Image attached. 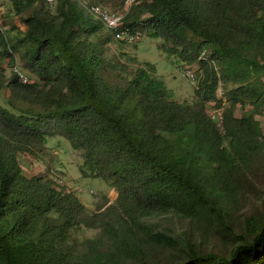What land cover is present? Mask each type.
I'll use <instances>...</instances> for the list:
<instances>
[{"label":"trees","instance_id":"16d2710c","mask_svg":"<svg viewBox=\"0 0 264 264\" xmlns=\"http://www.w3.org/2000/svg\"><path fill=\"white\" fill-rule=\"evenodd\" d=\"M37 1L12 5L22 15ZM23 24L11 49L35 80L13 72L4 82L0 71V90L28 105L18 114L0 106V264H132L154 247L175 251L176 264H264V212L240 228L227 222V203L264 168V135L252 115L205 109L220 102V83L238 85L233 104H264V0H137L125 16L126 27L198 68L193 103L172 100L152 66L123 77L104 56L110 36L90 40L102 26L77 0L30 10ZM0 48L15 67L1 34ZM108 69L117 82L104 77ZM47 137L81 152L83 178L111 182L116 198L103 211L89 216L47 177L23 174L18 156L42 150ZM167 214L214 228L227 250L181 245L144 222ZM82 226L101 232L80 255L71 232Z\"/></svg>","mask_w":264,"mask_h":264},{"label":"rangeland","instance_id":"374dc122","mask_svg":"<svg viewBox=\"0 0 264 264\" xmlns=\"http://www.w3.org/2000/svg\"><path fill=\"white\" fill-rule=\"evenodd\" d=\"M83 9L90 5H99L111 12L123 13V0H77ZM137 4V3H136ZM43 8L53 11L44 6L41 1L35 2L25 14L17 15L10 0H0V34L7 40V50L12 53L15 67L22 74L29 77V72L24 70L18 53L12 51L11 44L14 39H21L25 29L23 21L30 10ZM132 10V7L130 8ZM129 10V12H130ZM108 37V33L101 28L100 31L90 38L91 41H102ZM2 48H0V51ZM105 59L110 64L119 63L124 67L121 75L126 79L139 68H146L147 65L154 68V76L160 79L167 88L170 98L178 103H193L195 101V90L199 86L201 74L198 68L183 63L176 56L170 55L161 39H154L143 34L139 42L134 45H124L119 42L109 41L104 45ZM209 52L204 53L208 57ZM185 69H189L194 75L190 80L184 75ZM0 71L4 82L13 77L14 66L10 65L8 56L0 55ZM104 77L111 82H117L114 72L108 69ZM238 85L222 83L219 84L217 96L219 103H210L205 106L209 115H214L222 109H232L235 117L252 115L264 135V104L253 107L240 104H233L232 97H235V90ZM0 106L14 112L28 109L27 104L13 99L9 90H0ZM36 112L40 110L34 108ZM33 111V112H35ZM42 150L35 151L33 155L21 154L18 162L23 174L27 178L47 177L53 182L57 189H63L75 196L85 206L89 216L103 211L116 198V192L112 188L110 181L101 179L83 178L80 169L83 165L81 152L73 150L71 144L62 137H47ZM259 169L264 167V154L258 162ZM258 169V170H259ZM256 170V171H258ZM255 172V171H254ZM252 174V173H251ZM254 177L248 180L245 192H237V196L232 203L228 202L230 213L227 222L232 227H243L245 217L264 212V168L255 172ZM145 224L154 231L167 233L181 245L191 243L200 251L223 253L227 250L228 241L222 239L217 231L208 227L200 221H191L175 214L155 216L146 219ZM100 229L87 228L82 226L78 231L71 232L72 246L77 254L84 253L83 243L87 240L96 239L100 236ZM150 249L148 259L142 261L136 259L132 264H176L175 251L160 248ZM147 249V250H148ZM130 264V263H128Z\"/></svg>","mask_w":264,"mask_h":264},{"label":"built area","instance_id":"2783aa9c","mask_svg":"<svg viewBox=\"0 0 264 264\" xmlns=\"http://www.w3.org/2000/svg\"><path fill=\"white\" fill-rule=\"evenodd\" d=\"M23 2L26 0H10ZM48 9H54L58 0H39ZM137 3V0H123V13L111 12L98 5H90L84 8L85 13L94 21L98 22L102 28L112 38V41L119 42L124 45H134L140 41L143 34L138 30H132L124 25V18L128 14L130 8ZM14 74L19 78L20 82L27 83L28 78L21 71L14 67ZM184 75L190 80L194 79V75L189 69H185ZM66 192V191H65ZM66 193H69L68 191Z\"/></svg>","mask_w":264,"mask_h":264},{"label":"clouds","instance_id":"9594fccd","mask_svg":"<svg viewBox=\"0 0 264 264\" xmlns=\"http://www.w3.org/2000/svg\"><path fill=\"white\" fill-rule=\"evenodd\" d=\"M39 1V0H38ZM12 2V1H11Z\"/></svg>","mask_w":264,"mask_h":264}]
</instances>
